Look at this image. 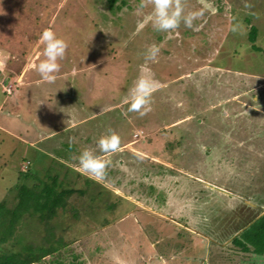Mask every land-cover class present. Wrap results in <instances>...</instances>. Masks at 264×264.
Listing matches in <instances>:
<instances>
[{
	"label": "rangeland",
	"instance_id": "374dc122",
	"mask_svg": "<svg viewBox=\"0 0 264 264\" xmlns=\"http://www.w3.org/2000/svg\"><path fill=\"white\" fill-rule=\"evenodd\" d=\"M113 1L0 0V103L17 115L2 125L24 134L0 132V201L53 175L81 187L63 236L98 244L87 264H264L232 242L264 209V0H185V15L203 11L198 30L181 23L171 39L151 24L137 31L151 6ZM45 29L68 43L55 82H16L31 59L28 79L41 78ZM152 44L160 53L146 63ZM142 71L161 84L143 117L128 111ZM112 131L134 144L102 157L100 180L77 171Z\"/></svg>",
	"mask_w": 264,
	"mask_h": 264
},
{
	"label": "trees",
	"instance_id": "16d2710c",
	"mask_svg": "<svg viewBox=\"0 0 264 264\" xmlns=\"http://www.w3.org/2000/svg\"><path fill=\"white\" fill-rule=\"evenodd\" d=\"M115 1L118 2V0L113 2ZM122 1L126 2V0ZM18 172L25 179L30 177L29 166ZM62 181L64 182L57 175H53L49 176V180L41 178L38 182L34 180L27 185L19 183L15 185L17 193L11 205L0 201V264H87L89 262L92 255L90 253L96 245L98 248V244L95 243L91 250L76 248L78 244L74 246V239L63 236L74 225H70L69 222L62 223L65 215L73 218V215L78 213L75 203L86 193L81 187L66 186V182L64 185ZM253 220L250 227L245 228V226L242 230H238L232 242H235L239 251L262 254L264 253V210ZM87 239L89 238L85 241L89 242Z\"/></svg>",
	"mask_w": 264,
	"mask_h": 264
},
{
	"label": "clouds",
	"instance_id": "9594fccd",
	"mask_svg": "<svg viewBox=\"0 0 264 264\" xmlns=\"http://www.w3.org/2000/svg\"><path fill=\"white\" fill-rule=\"evenodd\" d=\"M149 6H151V12L144 16L142 21H138L137 31L151 24L153 30L167 33L166 38L168 39L173 38V33H176L181 23L187 28L198 30L194 28V21L203 15V11H193L185 15V0H140L138 7L143 9ZM40 41L44 45V59L38 63L37 71L44 81L54 83L55 74L61 69L60 61L66 56L68 43L51 29H45L42 32ZM159 53L160 47L152 44L145 53V62H156ZM160 88L159 81L142 71L134 86L129 90L128 111L138 113L141 117L147 115L152 111L153 94ZM109 110L110 108H101L102 113ZM97 146L102 153H116L121 149V138L112 131L101 136L97 141ZM78 160L79 166L76 170L88 175L89 178L100 180L105 175L108 162L92 150H83Z\"/></svg>",
	"mask_w": 264,
	"mask_h": 264
},
{
	"label": "crops",
	"instance_id": "0c3cea01",
	"mask_svg": "<svg viewBox=\"0 0 264 264\" xmlns=\"http://www.w3.org/2000/svg\"><path fill=\"white\" fill-rule=\"evenodd\" d=\"M33 59H31V61H29V62H27L26 64H24L23 65V69H21V71H20V73H18V74H16V76L14 77L15 78V80H16V82H19V83H24V85L25 86H30V85H33V84H35V85H41L42 84V78H36V79H28V77H29V75H27L28 74V69L31 67V69L32 68H35L36 67V64L32 61ZM3 71H4V69H1L0 68V81H2L5 77H6V73H3ZM13 75V74H12ZM11 75V76H12ZM24 81V82H23ZM7 85H11L12 86V89L10 90V92H8V93H10V94H12L13 93V91H15V89H16V86H14L13 84H11L10 82H8L7 83ZM7 85H5V86H2V90L4 91V92H6L5 91V87L7 86ZM21 86H23V84L21 85ZM16 91H18V90H16ZM4 107H5V105H4V99L1 101V103H0V132L1 133H3V134H5V135H7V136H9V137H11V138H13V139H17V140H19V141H22L24 138L22 137L24 134H22V133H17V132H15V131H13V130H11L9 127H6V126H4V125H2V124H6L7 123V121H9V120H11L12 119V116H17L16 115V113L13 111V109H12V107L11 108H7V109H5L4 110V112L2 113V110L4 109ZM14 116V117H15ZM13 117V118H14ZM24 132V131H26L25 130V128H22L21 130H20V132ZM27 132V131H26ZM24 141H26V140H24ZM23 141V142H24ZM134 140H130V141H128V142H126V143H123L122 145H121V148L122 149H125V148H129V146L131 145V144H134ZM131 151H132V153H135V154H140L141 156H142V153L140 152V151H138L137 149H131ZM105 154H108V153H101L100 154V156L101 157H103ZM144 155V154H143ZM145 157V156H144ZM151 159V158H150ZM29 164H30V162H29ZM75 169H77L76 167H74ZM60 178V177H59ZM264 209H262V210H260V211H258V213L256 214V215H258V214H260L262 211H263ZM255 215V216H256ZM188 232H190V233H192V230H188ZM196 235L198 236V237H202V235H200V234H198V233H196ZM162 264V263H161Z\"/></svg>",
	"mask_w": 264,
	"mask_h": 264
},
{
	"label": "built area",
	"instance_id": "2783aa9c",
	"mask_svg": "<svg viewBox=\"0 0 264 264\" xmlns=\"http://www.w3.org/2000/svg\"><path fill=\"white\" fill-rule=\"evenodd\" d=\"M5 91H6V92H10L9 87H8V88H5ZM28 164H29V161H27L26 164L22 166V169H23V168H24V169L27 168V167H28Z\"/></svg>",
	"mask_w": 264,
	"mask_h": 264
}]
</instances>
